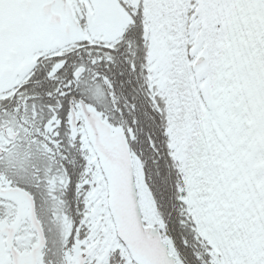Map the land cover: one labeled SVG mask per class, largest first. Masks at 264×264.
Returning <instances> with one entry per match:
<instances>
[{
	"label": "snow or ice",
	"instance_id": "obj_1",
	"mask_svg": "<svg viewBox=\"0 0 264 264\" xmlns=\"http://www.w3.org/2000/svg\"><path fill=\"white\" fill-rule=\"evenodd\" d=\"M0 264H264V0H0Z\"/></svg>",
	"mask_w": 264,
	"mask_h": 264
}]
</instances>
